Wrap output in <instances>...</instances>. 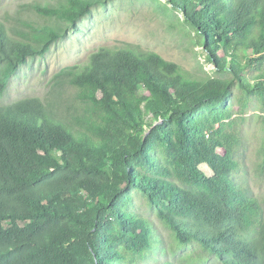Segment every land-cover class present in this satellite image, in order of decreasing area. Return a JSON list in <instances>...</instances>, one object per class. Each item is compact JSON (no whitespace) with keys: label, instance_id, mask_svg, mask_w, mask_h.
<instances>
[{"label":"trees","instance_id":"1","mask_svg":"<svg viewBox=\"0 0 264 264\" xmlns=\"http://www.w3.org/2000/svg\"><path fill=\"white\" fill-rule=\"evenodd\" d=\"M104 1L33 0L0 19V264H264V197L234 177L254 107L264 156V0H158L211 75L124 41L61 68L45 99L1 101ZM182 249L185 263L167 256Z\"/></svg>","mask_w":264,"mask_h":264},{"label":"rangeland","instance_id":"2","mask_svg":"<svg viewBox=\"0 0 264 264\" xmlns=\"http://www.w3.org/2000/svg\"><path fill=\"white\" fill-rule=\"evenodd\" d=\"M31 1L33 0H0V19L11 17L21 4ZM159 1L105 0L98 4L92 9L91 15L81 19L68 31L67 37L53 45L46 55L29 59L21 66L9 80L1 101L10 103L33 96L45 99L49 95L52 76L61 68L86 61L88 55L101 45L124 41L157 52L163 58L184 66L197 76L211 75L214 66L207 61L204 47L195 42L192 34L188 36L180 29L176 17ZM175 14L182 19L181 13ZM67 94L68 91L62 92L58 99H63ZM256 113L257 109L251 108L249 114H242L244 119L238 123L236 158L239 169L234 177L241 186L264 197V156L260 149L261 130ZM219 152L222 153L220 150ZM201 168L206 175H212V163L202 164ZM135 201L139 211L150 217L158 226L165 244L170 245L172 238L169 231L160 224L151 209L146 207L140 198H135ZM189 251L190 249H182L167 256L179 263H185Z\"/></svg>","mask_w":264,"mask_h":264}]
</instances>
